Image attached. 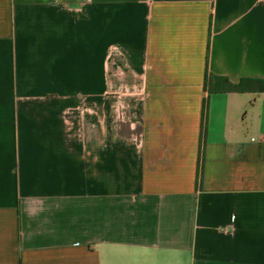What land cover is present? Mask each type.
<instances>
[{
	"label": "crops",
	"instance_id": "1",
	"mask_svg": "<svg viewBox=\"0 0 264 264\" xmlns=\"http://www.w3.org/2000/svg\"><path fill=\"white\" fill-rule=\"evenodd\" d=\"M207 72L264 0H0V264H264V91Z\"/></svg>",
	"mask_w": 264,
	"mask_h": 264
},
{
	"label": "trees",
	"instance_id": "2",
	"mask_svg": "<svg viewBox=\"0 0 264 264\" xmlns=\"http://www.w3.org/2000/svg\"><path fill=\"white\" fill-rule=\"evenodd\" d=\"M205 85L207 90L212 92H262L264 91V79L245 77L240 79L238 82L233 83L229 81L226 77L214 75L212 73L206 74ZM205 122H204V107H203V118L201 122V133L204 132ZM203 174V144L200 142L196 180H201Z\"/></svg>",
	"mask_w": 264,
	"mask_h": 264
}]
</instances>
